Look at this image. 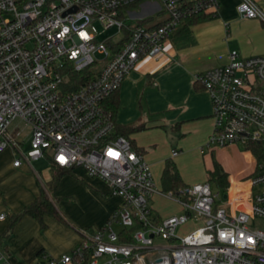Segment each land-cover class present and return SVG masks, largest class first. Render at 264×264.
<instances>
[{
	"label": "built area",
	"instance_id": "obj_1",
	"mask_svg": "<svg viewBox=\"0 0 264 264\" xmlns=\"http://www.w3.org/2000/svg\"><path fill=\"white\" fill-rule=\"evenodd\" d=\"M144 1L156 4L159 24L131 12ZM217 8L218 0H0V152L17 153L13 166L38 158L80 166L119 198L104 224L69 254L33 264H264V227L255 224L264 220V57L230 50L226 64L195 75L212 118L200 152L239 144L251 158L250 174L224 188L230 211L214 203L207 180L176 193L157 189L142 153L116 132L104 105L140 59L163 54L186 18ZM236 10L264 24L251 0H239ZM95 24L116 32L99 40ZM71 73L82 75L75 88ZM14 119L30 130L23 153ZM153 195L176 202L180 212L156 218ZM187 221L194 227L178 236Z\"/></svg>",
	"mask_w": 264,
	"mask_h": 264
},
{
	"label": "crops",
	"instance_id": "obj_2",
	"mask_svg": "<svg viewBox=\"0 0 264 264\" xmlns=\"http://www.w3.org/2000/svg\"><path fill=\"white\" fill-rule=\"evenodd\" d=\"M251 1L264 13V0ZM238 2L218 0L216 12L208 18L190 25L183 21L164 42L163 54L155 59H140L117 90L118 105L114 122L123 126H143L129 134L128 138L135 148L141 150L153 182V172L161 175L166 158L176 167L179 156L190 148L197 149L201 155L205 152H200V148L211 131V105L207 93L196 82L195 75L226 64L230 50H235L241 57H264V24L258 19L241 17L236 10ZM156 8L153 2L138 15H147L152 23H157L163 16L155 12ZM157 146L164 147L163 155L156 151ZM171 150L177 153L171 156ZM12 152V158L0 157V215H3L0 219V254L5 260L4 264H33L41 256L59 259L69 254L84 234L104 224L119 203V198L110 195L101 180L86 176L80 166L67 168L56 183L51 184L52 171L47 158L32 160L44 159L47 164L40 172L39 179L34 175L38 180L37 185L34 181L25 184L20 178L25 169L22 163L25 162L13 166L12 162L17 156L13 149ZM247 157L252 165L251 158ZM67 180L80 185L81 189L88 187L86 189L92 195L96 217L88 225L68 220L67 215L58 212L54 205L58 202L61 209L66 211L67 203L79 201L76 192L60 188L67 184ZM205 180L206 173L202 181ZM226 180L229 181L228 176ZM41 192L55 211V214L43 215L42 225L38 220L22 215L23 209ZM155 196L170 201L177 208L173 213L161 216L151 206L156 218L180 212L176 202L160 195H153L151 200ZM155 243L162 242L155 239Z\"/></svg>",
	"mask_w": 264,
	"mask_h": 264
},
{
	"label": "rangeland",
	"instance_id": "obj_3",
	"mask_svg": "<svg viewBox=\"0 0 264 264\" xmlns=\"http://www.w3.org/2000/svg\"><path fill=\"white\" fill-rule=\"evenodd\" d=\"M151 1H144L141 3L138 7L132 9V13L135 14H141L145 10L144 8L148 6V4H152ZM96 28V32L98 33L97 38L99 40H105L112 34L116 32L115 28H108L106 30H102V28L98 25H94ZM12 125L18 126L19 130V136L18 139L21 141L20 150L21 152H25L29 147V140H30V130L23 122H21L18 119H14L12 121ZM22 147V148H21ZM244 148L241 147L239 144L230 145L227 147L222 148H210V150H205L203 155L198 153V150L195 148H190L189 150L183 152V155L179 156L178 164L176 166L178 175L183 183L185 184H193L198 181H202L205 178V173L207 170H210L212 168V163L215 161L220 165L222 170L227 174L228 179H234L239 180L242 179L245 176H248L250 174V171L252 169V165L249 164L248 155L243 152ZM159 154H164L165 149L163 146H157L156 149ZM16 156L17 153H15ZM13 152L11 148H6L4 151L0 152V157L3 159L6 158H12ZM247 157V159H246ZM167 160V158L165 159ZM22 163L23 166H25V169L22 171L21 175V182L25 184H29L30 182L34 181L37 185V179H39L40 172L45 168L46 162L44 159H40L37 161H31L30 163ZM157 172V171H156ZM153 172V178L154 183L156 184V188L161 190L160 187V174ZM37 175L38 177H34V175ZM35 175V176H36ZM67 184L62 188L64 191H72L73 193H77V197L79 198V201H74L67 203L66 211L62 210L60 207V204L57 202L54 203L55 207L57 208L58 212L63 213V215H67V219L71 221H77L84 224H89L91 220H93L96 217V208H95V202L93 198L91 197V193L88 192L86 188L84 187L81 189L80 185H76L75 183L70 182V180H67ZM103 185V182L100 181ZM104 186V185H103ZM25 189L27 186H25ZM59 188V189H60ZM211 192L212 194L217 195L214 197V203L220 204L221 206L227 208L229 211L231 209V205L228 204L225 200H223L222 195L224 192V189L222 190L217 186L216 183L212 182L210 184ZM249 192H254L255 188L248 189ZM152 201V202H151ZM150 201V205L153 207V209L157 212L158 215H167L173 213L177 208L175 204L171 203L170 201L161 198V197H154ZM66 217V216H65ZM257 227H264V220L257 219L256 223ZM101 227V226H100ZM194 227V222L187 221L183 225L176 228L175 233L178 234V236H182L186 234L190 229ZM114 229L119 230L121 229L120 225L115 224ZM101 261V260H99Z\"/></svg>",
	"mask_w": 264,
	"mask_h": 264
},
{
	"label": "trees",
	"instance_id": "obj_4",
	"mask_svg": "<svg viewBox=\"0 0 264 264\" xmlns=\"http://www.w3.org/2000/svg\"><path fill=\"white\" fill-rule=\"evenodd\" d=\"M209 14H194L184 20L186 25H190L196 23L198 21L204 20L208 18ZM147 18L146 20H148ZM151 20V19H150ZM159 24V22L155 23V25ZM81 74L71 73L70 80L72 81L71 88H75L78 84L81 83ZM105 109L110 115V118L114 121L115 113L118 105L117 91L112 93L105 100ZM115 123V122H114ZM141 125H116L115 130L118 134L127 137L128 135L142 129ZM129 139V138H128ZM130 144L134 147L133 142L129 139ZM135 150L141 152V150L134 147ZM50 170L52 171L51 184H55L58 178L65 173L67 168H62L54 165L50 162ZM207 181L209 184L212 182L216 183L219 188L222 190L227 186V174L222 170L220 165L213 161L212 168L206 171ZM183 186L181 179L178 175L177 169L174 163L171 160H166L164 162L161 175H160V187L161 191L167 192L170 191L172 193H176L179 188ZM44 214H55V211L47 200V197L41 192L37 197L34 198L22 211V215L30 216L39 221L42 225V217ZM19 217V216H15ZM122 231V230H121ZM125 232V231H124ZM127 240V239H126Z\"/></svg>",
	"mask_w": 264,
	"mask_h": 264
},
{
	"label": "water",
	"instance_id": "obj_5",
	"mask_svg": "<svg viewBox=\"0 0 264 264\" xmlns=\"http://www.w3.org/2000/svg\"><path fill=\"white\" fill-rule=\"evenodd\" d=\"M222 198H225V195L224 194L222 195Z\"/></svg>",
	"mask_w": 264,
	"mask_h": 264
}]
</instances>
